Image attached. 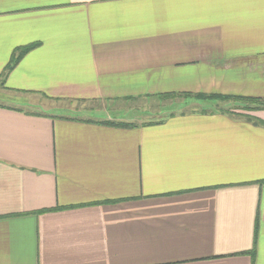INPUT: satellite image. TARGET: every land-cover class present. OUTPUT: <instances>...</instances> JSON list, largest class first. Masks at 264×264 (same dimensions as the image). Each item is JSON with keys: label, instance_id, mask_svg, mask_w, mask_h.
<instances>
[{"label": "crops", "instance_id": "0c3cea01", "mask_svg": "<svg viewBox=\"0 0 264 264\" xmlns=\"http://www.w3.org/2000/svg\"><path fill=\"white\" fill-rule=\"evenodd\" d=\"M198 95L264 102V0H0V264H264V103Z\"/></svg>", "mask_w": 264, "mask_h": 264}, {"label": "trees", "instance_id": "16d2710c", "mask_svg": "<svg viewBox=\"0 0 264 264\" xmlns=\"http://www.w3.org/2000/svg\"><path fill=\"white\" fill-rule=\"evenodd\" d=\"M32 48H34V45H29V46H26V47H23V48H19L17 49L16 51L18 52L17 55H15V53L13 54L10 62L8 63V65L6 66L7 67V70L11 67H13L17 62L18 60L22 57V55H24L25 53H27L28 51H30ZM197 98H199L200 100H203V101H241L245 104V106L243 107V109L247 110H252V109H256L251 107L250 105L251 104H257V103H264L262 100H258V99H255V98H240V97H234V96H217V95H208V96H203V95H198V96H195ZM250 103V104H249ZM264 105V104H263ZM104 125H108V126H113V127H119V128H128V127H132L133 124H130V123H122V122H109V121H105V122H102Z\"/></svg>", "mask_w": 264, "mask_h": 264}, {"label": "rangeland", "instance_id": "374dc122", "mask_svg": "<svg viewBox=\"0 0 264 264\" xmlns=\"http://www.w3.org/2000/svg\"><path fill=\"white\" fill-rule=\"evenodd\" d=\"M215 103V102H214ZM227 104H229L231 107L229 108V109H232V108H235L236 106H239V104L238 105H233L234 103L233 102H230V101H227L226 102ZM217 104H222V102H217ZM186 105V104H185ZM244 105V104H243ZM243 105H242V108H243ZM190 106H188V107H185V110H188V108H189Z\"/></svg>", "mask_w": 264, "mask_h": 264}]
</instances>
